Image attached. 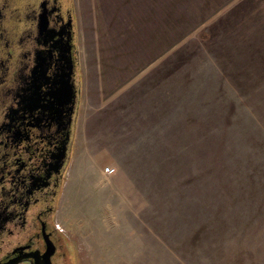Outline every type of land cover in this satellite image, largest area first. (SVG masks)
I'll return each instance as SVG.
<instances>
[{
  "label": "rangeland",
  "instance_id": "obj_1",
  "mask_svg": "<svg viewBox=\"0 0 264 264\" xmlns=\"http://www.w3.org/2000/svg\"><path fill=\"white\" fill-rule=\"evenodd\" d=\"M72 2L76 264H264V0Z\"/></svg>",
  "mask_w": 264,
  "mask_h": 264
},
{
  "label": "flooded vegetation",
  "instance_id": "obj_2",
  "mask_svg": "<svg viewBox=\"0 0 264 264\" xmlns=\"http://www.w3.org/2000/svg\"><path fill=\"white\" fill-rule=\"evenodd\" d=\"M67 44L70 76L59 64ZM78 65L72 0H0V264H39L50 245L51 264H76L57 215L75 147ZM57 74L75 96L59 94Z\"/></svg>",
  "mask_w": 264,
  "mask_h": 264
},
{
  "label": "water",
  "instance_id": "obj_3",
  "mask_svg": "<svg viewBox=\"0 0 264 264\" xmlns=\"http://www.w3.org/2000/svg\"><path fill=\"white\" fill-rule=\"evenodd\" d=\"M59 64L62 68V72L61 74H63V72L65 71V69L67 70L64 74L65 76H70V74H72L73 72V68H74V63L71 60V56H70V45L67 44V46L65 48L62 47L61 49V53H60V60H59ZM38 66H40L39 64H37ZM37 66V67H38ZM58 76L57 77V81L56 83L59 84V94L63 95V93L67 92L68 97L71 96V93L75 96V92L73 91V87L69 84V81L62 76H59L58 74L55 75ZM52 246L50 245L49 250H47V252L44 254L43 258L44 260L41 261V263L39 264H51L50 263V256L52 254Z\"/></svg>",
  "mask_w": 264,
  "mask_h": 264
},
{
  "label": "built area",
  "instance_id": "obj_4",
  "mask_svg": "<svg viewBox=\"0 0 264 264\" xmlns=\"http://www.w3.org/2000/svg\"><path fill=\"white\" fill-rule=\"evenodd\" d=\"M105 173H106L107 175H112V174L115 173V169H114V168L106 167V168H105Z\"/></svg>",
  "mask_w": 264,
  "mask_h": 264
},
{
  "label": "trees",
  "instance_id": "obj_5",
  "mask_svg": "<svg viewBox=\"0 0 264 264\" xmlns=\"http://www.w3.org/2000/svg\"><path fill=\"white\" fill-rule=\"evenodd\" d=\"M78 78H79V76H78Z\"/></svg>",
  "mask_w": 264,
  "mask_h": 264
}]
</instances>
